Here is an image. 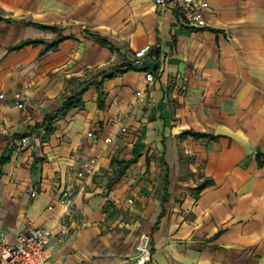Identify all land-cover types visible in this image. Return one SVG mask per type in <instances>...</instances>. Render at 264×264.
Masks as SVG:
<instances>
[{
    "label": "crops",
    "instance_id": "obj_1",
    "mask_svg": "<svg viewBox=\"0 0 264 264\" xmlns=\"http://www.w3.org/2000/svg\"><path fill=\"white\" fill-rule=\"evenodd\" d=\"M208 2L194 28L154 0H0L10 241L47 226L44 264H138L148 232L145 264H264V0Z\"/></svg>",
    "mask_w": 264,
    "mask_h": 264
},
{
    "label": "built area",
    "instance_id": "obj_2",
    "mask_svg": "<svg viewBox=\"0 0 264 264\" xmlns=\"http://www.w3.org/2000/svg\"><path fill=\"white\" fill-rule=\"evenodd\" d=\"M159 8L170 7L174 9L180 20L191 27L200 28L206 25L204 12L209 7L208 0H154ZM152 48L150 44H145L136 48L132 52V64L140 66L142 59ZM155 70L145 73L147 84H151L154 80ZM140 92V91H139ZM0 98H4V93L0 92ZM12 98L19 107H24V101L20 91L12 92ZM32 140L33 143H40L39 134L22 136V142ZM111 137H105V141H111ZM36 190L31 192L32 195ZM72 193L70 186L64 188L61 192L60 202L64 210L70 208ZM65 216L60 217V221H64ZM65 229L61 230L63 233ZM54 235L53 230L47 226H31L26 225L18 231L13 241H10L7 234L0 232V264H44L45 260L51 254V237ZM58 240H61L58 237ZM136 251L133 255L138 264H145L151 257V236L148 232H140L136 243Z\"/></svg>",
    "mask_w": 264,
    "mask_h": 264
},
{
    "label": "trees",
    "instance_id": "obj_3",
    "mask_svg": "<svg viewBox=\"0 0 264 264\" xmlns=\"http://www.w3.org/2000/svg\"><path fill=\"white\" fill-rule=\"evenodd\" d=\"M95 37L97 38V40H99V41H101V42H106L105 39L101 38V37L98 36V35H95ZM29 41H30V40H25V41L21 42L19 45L24 44V43L29 42ZM31 41H34V40H31ZM130 66L136 67V66H134L132 63L130 64ZM113 73H114V71L111 72V73H109V74H107V75L110 76V75H112ZM85 82H86V81H85ZM86 83H87V82H86ZM86 83H85V84H86ZM83 88H84V86H82V87H81L80 89H78V90L73 91L70 95H68V96L65 98V100H64V102H63V104H62V106L57 110V112H64V111L70 109L71 107H74V106L78 105V104H79V101H80V94H81ZM50 119H51V117H50L48 120H50ZM196 134H197V133H196ZM135 153H136V149H135ZM5 160H6V157H4L3 155H1V156H0V168H1L2 163H3ZM119 168L122 169V168H123V165H122V164H119Z\"/></svg>",
    "mask_w": 264,
    "mask_h": 264
}]
</instances>
